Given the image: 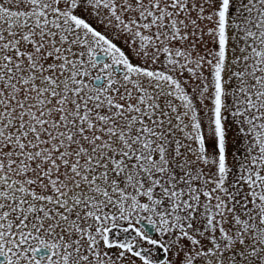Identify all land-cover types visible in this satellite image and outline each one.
<instances>
[{
	"label": "snow or ice",
	"instance_id": "6c2138e0",
	"mask_svg": "<svg viewBox=\"0 0 264 264\" xmlns=\"http://www.w3.org/2000/svg\"><path fill=\"white\" fill-rule=\"evenodd\" d=\"M0 264H264V0H0Z\"/></svg>",
	"mask_w": 264,
	"mask_h": 264
}]
</instances>
